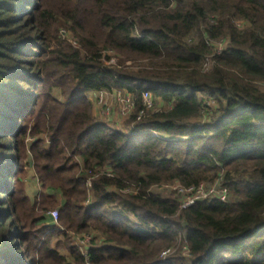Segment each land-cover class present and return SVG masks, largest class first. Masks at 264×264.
I'll list each match as a JSON object with an SVG mask.
<instances>
[{
	"label": "trees",
	"instance_id": "16d2710c",
	"mask_svg": "<svg viewBox=\"0 0 264 264\" xmlns=\"http://www.w3.org/2000/svg\"><path fill=\"white\" fill-rule=\"evenodd\" d=\"M221 41L226 51L213 52ZM103 51L148 65L113 69ZM207 57L215 65L204 74ZM255 82L264 83V0H0V264H183L177 250L159 259L179 238L190 264H264ZM91 93L132 98L129 133L94 118ZM144 94L165 108L140 118ZM25 159L41 186L34 200L20 177ZM220 175L226 203L180 209L151 193ZM84 234L105 242L86 248L88 261L71 238ZM55 236L63 241L53 247Z\"/></svg>",
	"mask_w": 264,
	"mask_h": 264
},
{
	"label": "rangeland",
	"instance_id": "374dc122",
	"mask_svg": "<svg viewBox=\"0 0 264 264\" xmlns=\"http://www.w3.org/2000/svg\"><path fill=\"white\" fill-rule=\"evenodd\" d=\"M28 6L29 7H27V8L29 9L30 6H32V3L28 4ZM239 25H240L242 30L245 29L246 27H248L247 23H239ZM64 32L65 31L62 32V38H61L62 41H65L66 43H69V44L77 45L76 40L73 38L67 37L66 35L63 34ZM211 48L213 49V52L220 54V53L225 52L228 47H227V44L225 41H221L220 43L211 44ZM102 56H103V58L108 60V61H106V60L104 61V65L107 67L110 66L113 69H127L128 71L135 72V71H139L140 69H143L144 67H146V65H148V63L145 61L132 62V61L126 60L125 58H122V57L116 55L114 52H111V51H103ZM206 59L209 60L207 62L205 60V62L207 64L204 62L206 67H204V64L200 67V72H202L204 74L210 73L212 71L214 65H215L214 60L211 57H207ZM254 85L259 91L264 92V83L255 82ZM48 90L50 91L52 99H57L59 101H62L60 91L57 90V88L50 87V88H48ZM88 99L92 103V105H95L94 106V112H93L94 117L100 123H103L102 121H104V118L112 117L113 115H117V118H118L117 120L120 122H122V120H124V123L130 117V115L129 116H123V114H121V109H123V107L125 106V104L128 103V100H129V97L124 93H113V94L105 93L102 95L99 94L98 100H96L94 98V94L91 93V94H88ZM153 104H154V109H156V110H163L165 108L163 103L155 102ZM208 106L215 107L214 103H212L211 101L208 102ZM114 125H116V127L119 126L118 122L114 123ZM6 128H8V126H6ZM118 129H120L122 131H124V130L128 131L129 130V128L125 124L118 127ZM46 140H47V138L45 135H41V136L36 137V138L28 137L25 139V145L27 146L32 142H38V141H44L45 142ZM11 158H12V162H14L13 152L11 153ZM26 161L27 160L25 159L24 163H23L24 166L26 164ZM12 168H15V164H12ZM20 177H22L24 182H25V185L27 187L28 196L32 200H34V198H36L41 191V186L39 185V183L37 181L34 170L31 167L25 166L24 172H23V174H21ZM7 183H9V182H6V184L4 183V186L8 187ZM164 189H165V187L163 185H160V186L155 187L152 191L155 195H158L163 199H175L177 202L179 201V199L177 198L176 195H174V194L172 195L171 193H168V191H165ZM88 190H90V188ZM91 194L92 193L89 191V193H88L89 199L88 200H91V197H92ZM8 200H9L8 197H2V201L4 203L7 202ZM85 205L89 206L90 202L86 201ZM6 208L9 209L8 214L13 213L8 205H6ZM17 236H18V234H15L14 237L17 239ZM78 236H82V235H71L74 246H76L77 239L80 238ZM84 236H87V235L84 234ZM92 237H93V241L91 243L92 246L104 245L105 242L100 236L95 235ZM18 241H16L14 243L16 247L19 246ZM59 241H63V238L61 236L60 237L55 236V238L52 241V246L54 247L55 244ZM174 247H176L173 249L174 252H176V250H177L178 253H180V257L183 260V264H190L189 260H187L186 252L184 250V247H182L180 238ZM181 248H182V250H181ZM85 253L87 255V253H88L87 249L85 250ZM172 255L170 257H172ZM170 257L168 258V260L171 262L172 260ZM86 261H88L87 258H86Z\"/></svg>",
	"mask_w": 264,
	"mask_h": 264
},
{
	"label": "built area",
	"instance_id": "2783aa9c",
	"mask_svg": "<svg viewBox=\"0 0 264 264\" xmlns=\"http://www.w3.org/2000/svg\"><path fill=\"white\" fill-rule=\"evenodd\" d=\"M172 2H174V0H170ZM209 61L208 59H206V62ZM205 62V63H206ZM207 64V63H206ZM204 67L205 64H204ZM105 94V93H100ZM99 95V94H97ZM98 97L95 98L98 100ZM143 107L145 109V111L140 113V118L142 116H144V114L147 111H150L152 109H154V104L152 102V99L150 97L149 94H144L143 95ZM135 108L134 102L132 100V98L130 97L128 100V103L125 104V106L123 107V109H121V114H123V116H129L132 114L133 110ZM102 173L106 174L109 177H112V175L106 171H101ZM165 187V191H168V193H171L172 195H176L177 198L179 199V206L180 209H189L191 207H194L196 204L199 203H204L206 201H214V200H218L222 203H226L229 199V192L228 189L224 186V181H223V176H218L214 181L212 182H208V183H203L197 187H183L182 185L176 183L174 185H163ZM157 187V186H156ZM155 188V187H154ZM151 189V193H153V189ZM125 193H129V194H137V192L133 189H127L125 191ZM154 194V193H153ZM49 215L51 216L52 220L54 223H58L59 220V213L58 211H52L49 213ZM80 238L77 239L76 242V247L81 251L82 255L88 259L85 250L86 248L90 247L93 241V237L92 236H78ZM174 248H170V249H166L164 251H162L160 253V257L159 259L163 262H168V258L174 254ZM184 250L186 252V256L189 257V251L186 247H184Z\"/></svg>",
	"mask_w": 264,
	"mask_h": 264
},
{
	"label": "crops",
	"instance_id": "0c3cea01",
	"mask_svg": "<svg viewBox=\"0 0 264 264\" xmlns=\"http://www.w3.org/2000/svg\"><path fill=\"white\" fill-rule=\"evenodd\" d=\"M94 94V93H93ZM125 94V93H124ZM95 95L96 94H94V98H95ZM97 96H99V95H96V97ZM129 98H130V96L129 95H127ZM96 99V98H95ZM97 100V99H96ZM95 105H93V107H94ZM94 114V113H93ZM95 118V117H94ZM118 118H117V115H113L112 117H107V118H104V121H102L105 125H108L109 127H111L113 130H116V131H120V132H122V133H129V130L128 131H122V130H120V129H118V127H120V126H122L123 124H125L124 123V120H122V122H120V121H118L117 120ZM116 122H118V124H119V126H117L116 127V125H114V123H116ZM120 122V123H119ZM53 221V220H52ZM99 236V235H98ZM101 237V236H100ZM103 240H104V238L103 237H101Z\"/></svg>",
	"mask_w": 264,
	"mask_h": 264
}]
</instances>
